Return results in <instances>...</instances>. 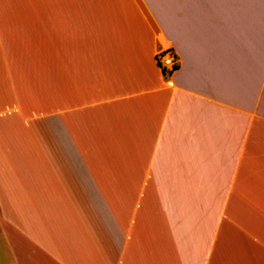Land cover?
<instances>
[{
  "label": "crops",
  "instance_id": "0c3cea01",
  "mask_svg": "<svg viewBox=\"0 0 264 264\" xmlns=\"http://www.w3.org/2000/svg\"><path fill=\"white\" fill-rule=\"evenodd\" d=\"M0 264H264V0H0Z\"/></svg>",
  "mask_w": 264,
  "mask_h": 264
},
{
  "label": "built area",
  "instance_id": "2783aa9c",
  "mask_svg": "<svg viewBox=\"0 0 264 264\" xmlns=\"http://www.w3.org/2000/svg\"><path fill=\"white\" fill-rule=\"evenodd\" d=\"M159 63L168 76H172L180 66L179 56L171 49L160 52L157 55Z\"/></svg>",
  "mask_w": 264,
  "mask_h": 264
},
{
  "label": "trees",
  "instance_id": "16d2710c",
  "mask_svg": "<svg viewBox=\"0 0 264 264\" xmlns=\"http://www.w3.org/2000/svg\"><path fill=\"white\" fill-rule=\"evenodd\" d=\"M157 61H158L160 68L162 69L161 64L159 63L158 57H157ZM177 70H178V68H177ZM162 72H163L164 76L168 77L165 70L162 69Z\"/></svg>",
  "mask_w": 264,
  "mask_h": 264
},
{
  "label": "rangeland",
  "instance_id": "374dc122",
  "mask_svg": "<svg viewBox=\"0 0 264 264\" xmlns=\"http://www.w3.org/2000/svg\"><path fill=\"white\" fill-rule=\"evenodd\" d=\"M171 50H172V49H171ZM172 51H173V50H172ZM159 54H160V53H159ZM159 54H158V55H159Z\"/></svg>",
  "mask_w": 264,
  "mask_h": 264
}]
</instances>
